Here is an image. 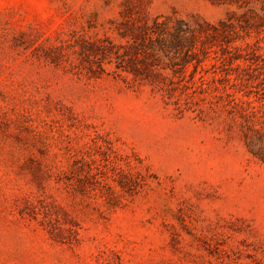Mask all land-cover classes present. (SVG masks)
I'll return each mask as SVG.
<instances>
[{
    "label": "rangeland",
    "instance_id": "obj_1",
    "mask_svg": "<svg viewBox=\"0 0 264 264\" xmlns=\"http://www.w3.org/2000/svg\"><path fill=\"white\" fill-rule=\"evenodd\" d=\"M0 264H264V0H0Z\"/></svg>",
    "mask_w": 264,
    "mask_h": 264
},
{
    "label": "trees",
    "instance_id": "obj_2",
    "mask_svg": "<svg viewBox=\"0 0 264 264\" xmlns=\"http://www.w3.org/2000/svg\"><path fill=\"white\" fill-rule=\"evenodd\" d=\"M181 31H185L184 29H181V28H179V32H181ZM183 37L182 36H180L179 34H178V36H177V41H180V39H182Z\"/></svg>",
    "mask_w": 264,
    "mask_h": 264
}]
</instances>
